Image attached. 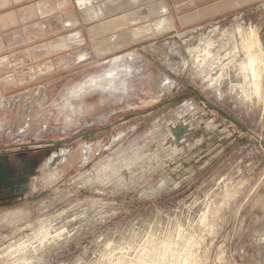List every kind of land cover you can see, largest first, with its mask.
Wrapping results in <instances>:
<instances>
[{
  "label": "rangeland",
  "instance_id": "374dc122",
  "mask_svg": "<svg viewBox=\"0 0 264 264\" xmlns=\"http://www.w3.org/2000/svg\"><path fill=\"white\" fill-rule=\"evenodd\" d=\"M46 1L0 0V264H264V1L120 45Z\"/></svg>",
  "mask_w": 264,
  "mask_h": 264
},
{
  "label": "crops",
  "instance_id": "0c3cea01",
  "mask_svg": "<svg viewBox=\"0 0 264 264\" xmlns=\"http://www.w3.org/2000/svg\"><path fill=\"white\" fill-rule=\"evenodd\" d=\"M264 0H48L36 18L55 15L65 29L96 30L100 44H125L131 30L160 29L173 35L194 32ZM163 32V33H162Z\"/></svg>",
  "mask_w": 264,
  "mask_h": 264
},
{
  "label": "bare ground",
  "instance_id": "6f19581e",
  "mask_svg": "<svg viewBox=\"0 0 264 264\" xmlns=\"http://www.w3.org/2000/svg\"><path fill=\"white\" fill-rule=\"evenodd\" d=\"M256 59H257V58H256ZM256 59H255V60H256Z\"/></svg>",
  "mask_w": 264,
  "mask_h": 264
}]
</instances>
